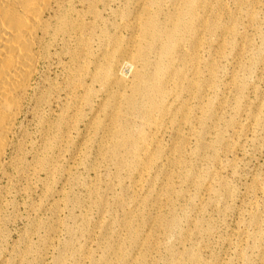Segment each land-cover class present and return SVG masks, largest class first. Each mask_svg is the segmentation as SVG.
<instances>
[{
    "label": "rangeland",
    "instance_id": "1",
    "mask_svg": "<svg viewBox=\"0 0 264 264\" xmlns=\"http://www.w3.org/2000/svg\"><path fill=\"white\" fill-rule=\"evenodd\" d=\"M71 1L1 183L0 264H264V0H195L173 61L137 30L172 0ZM116 49L148 58L152 98L106 78Z\"/></svg>",
    "mask_w": 264,
    "mask_h": 264
},
{
    "label": "bare ground",
    "instance_id": "2",
    "mask_svg": "<svg viewBox=\"0 0 264 264\" xmlns=\"http://www.w3.org/2000/svg\"><path fill=\"white\" fill-rule=\"evenodd\" d=\"M71 0H0V227L3 208L1 188L3 179L8 175V163L17 150L15 134L20 119L29 101L37 94V85L41 81V70L49 60L50 41L55 35L63 34L68 29V12ZM174 16H168L165 27L156 21L144 18L137 30L142 35V47L147 54L164 57L167 61L183 57L179 41L186 33L194 34L195 0H172ZM186 9V15L183 9ZM192 37V46L195 44ZM172 43V44H171ZM108 72L106 78L113 80L120 88H130L132 91L144 90L147 98H152L155 90H160L161 84H151L141 81L143 75L139 68L145 70L148 58H143L139 51L126 56L120 50H104ZM156 72L165 71L167 66L162 62L156 65ZM173 74L168 72L166 81ZM181 76L175 77V82ZM195 82V73H192ZM172 89L166 94L172 95ZM154 105L141 106L145 111L144 121L152 119L151 109ZM162 104L158 105L161 111ZM141 125L143 123L140 122ZM140 137V135L138 136Z\"/></svg>",
    "mask_w": 264,
    "mask_h": 264
}]
</instances>
